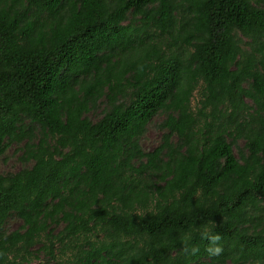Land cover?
I'll return each mask as SVG.
<instances>
[{"label":"trees","instance_id":"trees-1","mask_svg":"<svg viewBox=\"0 0 264 264\" xmlns=\"http://www.w3.org/2000/svg\"><path fill=\"white\" fill-rule=\"evenodd\" d=\"M12 145L0 264H264V0H0Z\"/></svg>","mask_w":264,"mask_h":264},{"label":"rangeland","instance_id":"rangeland-1","mask_svg":"<svg viewBox=\"0 0 264 264\" xmlns=\"http://www.w3.org/2000/svg\"><path fill=\"white\" fill-rule=\"evenodd\" d=\"M199 99H200L199 92L198 90H196L191 99V106L193 109H195V107L197 106ZM90 117L93 120L96 119V117L92 115ZM162 119L163 116L155 117L154 120L147 127L140 141V146L144 151L150 152L160 144L162 132L161 130H158L157 125ZM238 145L242 147L243 141L239 140ZM233 150L234 153L236 154V149L233 148ZM20 153L21 152L18 151V149L17 150L15 149V146L13 145L10 146L5 154V156L7 157L6 160L5 161L0 160V173L18 171L21 168V161L18 159ZM19 226H20V221L18 219L11 218L7 221L5 228L8 230V232H11L17 229Z\"/></svg>","mask_w":264,"mask_h":264},{"label":"clouds","instance_id":"clouds-1","mask_svg":"<svg viewBox=\"0 0 264 264\" xmlns=\"http://www.w3.org/2000/svg\"><path fill=\"white\" fill-rule=\"evenodd\" d=\"M211 223V227L205 228L201 232V239L207 241L205 243L204 251L208 254L209 257H218L223 252V245L221 244L222 237L220 234H214L212 229L214 225ZM186 252H190L192 255H196L200 252V248L198 246L192 245L191 247H185Z\"/></svg>","mask_w":264,"mask_h":264}]
</instances>
